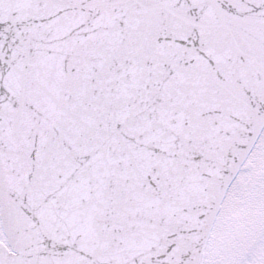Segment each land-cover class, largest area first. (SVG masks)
<instances>
[{
  "label": "snow or ice",
  "instance_id": "snow-or-ice-1",
  "mask_svg": "<svg viewBox=\"0 0 264 264\" xmlns=\"http://www.w3.org/2000/svg\"><path fill=\"white\" fill-rule=\"evenodd\" d=\"M0 264H264V0H0Z\"/></svg>",
  "mask_w": 264,
  "mask_h": 264
}]
</instances>
